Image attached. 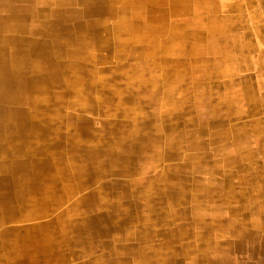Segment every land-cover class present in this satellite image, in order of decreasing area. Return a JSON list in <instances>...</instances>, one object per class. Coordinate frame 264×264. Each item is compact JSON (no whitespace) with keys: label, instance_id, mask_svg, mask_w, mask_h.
<instances>
[{"label":"rangeland","instance_id":"obj_1","mask_svg":"<svg viewBox=\"0 0 264 264\" xmlns=\"http://www.w3.org/2000/svg\"><path fill=\"white\" fill-rule=\"evenodd\" d=\"M236 1L239 0H215L214 2L213 0H202L204 9L201 12L203 13L204 11V13H200L198 17L212 16L215 20L226 22L227 30L223 36L218 37V39L209 36L202 28L201 24H197V27L191 25L195 19L194 17H189L192 22L188 23H186L188 20H185L187 17L181 19L182 27L180 31L178 30L179 38L176 40L173 47L174 49L172 50V52L181 51V55L179 56L180 62L176 66L175 64L168 63L164 72V75L167 77L165 89L169 91L171 86H176L175 94L173 95L172 93L173 88L169 93V98L171 99L170 104L176 105L174 112H172L173 106L168 107L167 105L164 107V105H162L164 102L161 101V97H158V102H154V104L152 100L146 99L149 101V104H147V106H142V102L145 101H142L139 96L142 95V91H145L144 94L150 97L157 94L142 89L139 90L137 94V101L124 105L125 110L128 111V113L124 112V115L122 110L118 112L111 106L112 102L102 104L104 111L100 114L94 112L82 113L95 121L92 125V131L98 132V134L96 135L97 138L91 139L92 142L97 140H112L109 132L104 133L108 128L105 127L106 130L103 132L101 131L102 129H100L101 124H105L104 122L106 121H104L103 118L113 122L117 120V123L121 122L120 124L129 125L131 127L129 130L127 128L115 129L118 131L117 141L122 143L129 141V133L133 131L134 127L130 122L134 124L135 118L141 119V123L143 124L139 126L140 136L144 134L146 136L143 137L141 149L136 155L137 159L136 161H131V166H137L138 170H143L145 167L144 170H146L145 172H147V174H143L142 177L151 180V186L159 188L164 186V180L162 179L164 167L170 166L173 175L177 172L174 170L176 169V165H178L177 163H179V165L182 164V179L178 181L177 178H171V180H173L172 184H176V182L179 185L183 184L181 187H186L187 190H185V196L180 206L178 205L176 208H170L169 199H162L157 193H150V208H140L130 211V213H132V218L128 220L127 223L120 224L116 228L110 229L107 235L101 238L102 243L107 244L106 247L100 245L89 255H78L72 258L68 257L62 264H112L109 261H107V263L104 259L110 261L123 259V246H127L129 250L133 252L128 253V256L124 258L131 264H135L137 260L135 259L137 255L134 253L137 246L145 247L148 258L154 261L162 259L165 253H169L173 255H171L173 258L175 256V259H177L180 264H198L200 261V252L197 242L201 240H197V237H200L203 233L212 235V237L216 239V243L213 246H216L218 242H223L226 238L231 239L230 232L228 233L225 229V222H232L233 219L240 220L239 218L241 215H237V212L232 213L228 211L225 204L228 200L235 205L239 204L235 206L237 208H240L242 202L248 205L249 200L244 201V199L249 197L248 199L255 200L253 194H257V191L248 193L249 196L245 194V198H241L240 200L239 197L244 195L243 191H245V187L252 188L253 191L258 185L254 184L255 181H251L254 177L250 176L247 168L245 172L241 174L236 171V164L225 165L223 154L218 150L221 143L217 137L212 134L216 135V132L218 134L229 132L224 142L231 149V157L243 159L246 153L252 151L258 160L255 162L256 166H254L264 169V146H258L255 136V133L259 132L258 129L264 130V85L260 84V77L264 75V23L260 22V20L264 22V5H260L259 0H247L249 5L246 6L244 4L245 2L240 0L242 5L239 6L235 5ZM107 3L109 4V1ZM162 4L163 2L159 5L161 8L163 7ZM213 6L217 7L216 11L213 9ZM77 8H79V6H77ZM161 8L159 7V9ZM187 16H189V14ZM176 18L177 20L180 19V17L176 16L172 17L171 21L176 20ZM103 19H105V24L108 27L114 26V19L111 15H103ZM174 33L176 34V31ZM234 37L238 40V42H235L238 43L239 46L235 49L229 44L230 40ZM112 38L117 37L112 36ZM102 40H105V38ZM218 41L224 51L230 52L229 55H224L222 52L215 51V49L210 47L211 42ZM142 45L144 44H135V46L140 47ZM109 46H115L112 39L109 40L107 47ZM142 50V48L139 49L141 52ZM260 50H263V52H260ZM115 51L116 49L112 47L107 49L104 47L102 49L97 48L94 50V54H96L95 60H93V62L82 63L84 68L89 71V75L98 76V82H101L99 77L108 78V80H106V92L125 90L132 84L129 79L120 76L122 72L124 74L128 69H123L121 65L116 64L117 53H115ZM260 59H262L261 62ZM219 61L221 62L219 63ZM130 64H133V61H131ZM177 68L180 71H178V74L176 71ZM142 71L147 73V71ZM136 73L141 74L142 72L138 69ZM155 74H159V71L156 70ZM109 75H116L119 77L110 80L111 78ZM127 75H129L128 72ZM177 76H179V78L176 79ZM244 87L249 88V91L248 89L246 90L251 100L246 101L242 98ZM94 89L95 92L96 90L97 92L104 91L103 89L101 90V87H96ZM93 95L97 97L96 93H93ZM93 95L92 97L96 98ZM68 98H70L69 100L73 99L72 97H67L65 100ZM138 106L141 107L137 108ZM60 107L64 108V104L60 105ZM151 112L154 113V116L149 114ZM168 112L172 114V117L169 118L166 123L175 127L168 135L172 136V139H176L178 136L185 138L182 140L186 143L182 142L183 147L180 151L175 150L179 154H177L178 157L188 155V158L185 162L182 161V163H180V159L177 157L175 159L174 157V159L165 160V162L163 161L161 164L162 160L156 156V152L164 146L162 137L166 135L168 130L166 128L164 134L161 128L156 125L158 121L157 113L164 118L168 115L166 114ZM177 116L180 117L179 121ZM150 123H155V126L152 127V131L147 130ZM58 131L62 135L72 132L64 126H60ZM233 133L243 135L245 141V143H241L242 145L240 146L244 148L234 152L232 150ZM160 138H162V140H160ZM179 139L180 138H178V140ZM95 143L96 142L91 144ZM189 143L196 145L197 149H190ZM62 144L65 145L63 142ZM195 152L202 155L204 158L196 160L190 159V154ZM202 168L204 171L208 170L207 172H210L213 170L216 173L229 170V172L234 175L224 178L216 174L214 177L221 182L218 183L220 185H210L208 175L202 172ZM137 176L138 174L135 173L125 174L118 179L122 184L130 185V183L139 179ZM240 178H242L241 181H239ZM144 179L143 185L150 183H145ZM227 179L232 183L231 187L225 185L224 187L222 185L224 184L223 181L225 182ZM113 180L111 176L102 179V181L106 183H110ZM143 185H139L137 188L140 190L143 188ZM96 188L97 185L90 186L86 189V192ZM106 192H108L107 201L111 205L118 204L119 207L116 210H111L109 206L105 205L100 211L103 213L111 212L112 215H114L113 219L115 222H120L121 217L124 216V214L126 215L129 210L127 208V202L128 200H133L134 196L136 201L141 204L145 203V191H142V193L134 191V196H131L128 200L121 199V190L119 189L111 191L113 193L109 191ZM229 198L233 199L229 200ZM208 204H215V206H208ZM176 211H179V213L181 212L182 215H176ZM242 211L248 212L247 209H243ZM148 215L150 221L144 222L143 219ZM164 215H169L170 219H180L177 222L179 224L165 221L166 217ZM196 218L200 221L199 224L193 222ZM211 218H215V221H211ZM102 228H107V225H102ZM137 232L146 234L145 241H138L133 237ZM170 232H174V238L170 236ZM181 234L183 238H177ZM120 236H122L123 239L117 240ZM206 242L203 240V242L200 243L207 246L205 245L207 244ZM108 243L114 244V248H116V250L118 249L117 256L113 254ZM51 244L57 245V248L54 247L50 254L41 255L40 257H44L43 262L49 259L54 264L58 256V254H56L57 250L61 251L64 247L55 241H52ZM222 248H224L223 243L220 245L219 249L221 250ZM172 251L174 253H172ZM216 256L217 255L209 257L213 259ZM24 263L30 264V262ZM140 264L145 263L141 261Z\"/></svg>","mask_w":264,"mask_h":264},{"label":"crops","instance_id":"obj_2","mask_svg":"<svg viewBox=\"0 0 264 264\" xmlns=\"http://www.w3.org/2000/svg\"><path fill=\"white\" fill-rule=\"evenodd\" d=\"M56 1H58V4L62 6L61 8L60 6L57 7L56 5L55 7L54 6L51 7L48 1H39V3L37 4V1H28V0H0V132H1L0 133V145H1L0 146V183H4V185H2L1 187L2 188L5 187L7 189L5 191L0 192V196H4V197H10V196H19V197L24 196L25 197L27 195L35 196L39 194L37 192V190L39 189L38 187L41 186L43 182H48L50 180L57 181L58 183H56L57 184L56 186H58V188H62V190H64L66 186H70L72 190V183L67 181L68 178L63 175L55 176L54 172H57L59 169H61V171H64L66 169L67 172L68 170L70 171V169L71 171L73 169L80 171V169H82V167L85 165H86L85 171H88L90 169L91 161L87 160L86 157L90 156L89 147L92 141L91 140L92 137L89 132L92 131V128H93L92 125L94 124L95 121L92 118L86 115H83L82 113L94 112V113L100 114L97 110L95 109L92 110L90 108L88 101L92 99L102 101L103 104L111 101L110 98L108 99L106 95L102 96L101 98H98V97L93 98L90 95H88V93L92 90V88L93 89L96 88L97 86L96 83L98 82L97 81L98 76L89 75L88 74L89 71H87L82 65V63L91 62L89 58L91 54V46L89 45L88 42H90L89 38H91V35L94 32H90L88 31V29H85V23H87V21L89 22L88 19H90V15L86 14L87 13L86 10H87V6H89V2H91L92 0H56ZM214 1L215 0H213V2ZM243 1L245 2L244 4L246 6L249 5L248 4L249 2L247 0H243ZM159 2L160 3L163 2L162 4L163 7L161 9H159V7H161L159 6L160 5ZM137 4L138 6H141L142 8L144 7L142 11L147 12V13H152V18H154L155 15L159 16L160 11L165 10L166 18H165L163 27H165L166 30L159 38L162 37V39L164 40V44H166L167 47L164 46L163 49H157L155 51L152 47H150V44H148L149 41H147L146 39H142V41L140 42L143 43L144 45H142L141 47L135 46L136 43H140L137 41L135 43H128L126 47L118 46V44H115V46H109V48L111 47L115 49L117 48L115 53L119 54L120 56L122 55L123 57L121 56V58H123L125 61H128V63H125L124 65L123 64H120V65L123 67V69L128 68L126 72H128L130 78L136 77V79H134L133 82L132 81L131 82L133 84H137V83L141 84V86L144 87L142 88L143 90L145 89L149 90L148 88L152 84V81H151L152 78L151 79L143 78L145 80H142L141 82L138 79L140 78V75L148 76V77L152 76L153 73H150V72H153V70H151L152 69L151 67L154 68V63H150L149 65L138 64L137 63L138 58H141L144 60L145 54L149 55L150 52H153V51H155L157 54L160 53V56L158 55V59L160 58V59H163V61H165L163 65L164 70L159 69L160 66L156 67V69L158 68L157 71H159L160 74H156L158 76H157V79L154 81L158 83L160 82V84L158 85L159 87L161 86L160 90H163L166 92L167 90L165 89V84L167 81V77L162 74H164L168 63L175 64L176 66L180 62V61L170 60L171 58L170 52H172L170 51V47H171L170 43H173V45H175V42H176V40L172 42V37L176 38L179 36L178 33L176 34L174 33L175 31L171 33V26H170L171 10L177 11L175 16L173 17H176V16L180 17V19H178L177 21L178 23L177 29L179 31L181 30V27H182L181 19L184 18L185 16L187 17L188 14L189 16L185 19V20H188L186 23L192 22V20H190L189 17H194L195 19L191 25H193L194 27H197L199 24H201L202 28L211 37H216L218 39V37L223 36V34L227 30V27L225 24L226 22L215 20L212 16L202 17V18L198 17V15L200 16V13H202L201 11L204 9L202 0H178V1L159 0L158 3L152 2L150 0H143V1H137ZM259 4L264 5V0H259ZM235 5L241 6L242 4L239 0L235 2ZM77 6H79V8H77ZM33 7H35V9L32 11L31 9ZM213 9L216 11L217 7L213 6ZM109 10L110 9L108 7L106 8L102 7L96 11V14H94L95 18H93V20H95V22L99 24L97 27L99 31H102L104 27H108L105 24V19H103V15H106V14L111 15L114 19V23H113L114 26L116 25L115 23H117L119 19H120L119 21L128 19L129 14H126L127 17H125V19L121 17L117 18V15L113 16L112 13L111 14L108 13L107 11ZM165 12H164V17H165ZM31 13H33V15ZM140 20L142 22L138 23V26L142 28L141 35H146L147 29H151L150 33H152L154 25L153 23H151L149 18H147L145 14H142ZM146 22L148 25L146 24ZM260 22L264 23L263 20H260ZM60 25L62 26V28H60ZM75 25L77 26L75 27ZM7 26L9 28H7ZM68 26L73 27V29H71L72 30L71 33L68 32L69 29L67 31H64L68 28ZM81 26H83L84 29L82 28L81 30L79 28ZM173 28H176L175 25L173 26ZM63 32H66L67 35H64ZM110 32L111 31H109V33ZM128 32H127L128 34H125L126 37H128V35H131L129 30ZM109 35L117 37L120 34L115 32L113 34L110 33ZM69 36L70 38L68 41L66 39H68ZM101 36L106 39L108 35H101ZM143 37H146V36H143ZM235 41L238 42V40L235 39L234 37L229 42V44L232 45L234 49L239 47L238 43H236ZM107 43H109V40ZM210 44H211L210 47L215 49V51H220L224 55L230 54V52L228 51L226 52L224 51V49H222L219 41L211 42ZM81 45H83V48H80ZM36 46H38V48L35 49ZM140 48L143 49L142 53L141 51H139ZM261 51L263 52V50H260V52ZM9 52H12V53H9ZM166 52H168V54H166L165 57H163L162 53H166ZM174 52L178 56L181 55L180 54L181 51H174ZM73 53L77 55L78 57L75 56ZM131 55L132 57H130ZM131 61H133V64H130ZM261 61L262 59H260V62ZM220 62L221 61H219V63ZM138 69L141 70L142 72L141 74L135 73L136 70ZM142 70L147 71V73L148 72L149 73L148 74L144 73ZM177 70L179 71L178 68ZM131 71H134V73H132ZM109 76L111 78L110 80L116 79V77L113 78L112 75H109ZM24 78L26 81L24 80ZM99 78L102 79L99 84H101L102 87L105 88L107 86L106 80H108V78L107 77H99ZM177 78L179 77H176V79ZM260 84L264 85V75L260 77ZM37 86L39 87L35 88ZM247 87H244L243 89L244 93H242L243 95L242 98H244L246 101L251 100L247 95L249 91V88ZM172 88H173L172 93L174 95L176 86H172ZM246 89H248V91ZM29 90L30 91L32 90L31 93ZM118 91L128 93L132 91V87H127L125 90H118ZM144 92L145 91H142L141 92L142 95H139L142 101L149 99V100H152L154 104V102H158L157 98L161 97V101L165 103L163 104L164 107L167 105L168 107L173 106L172 112H174L176 105L170 104L171 99L169 100L168 98H165L164 95H160V94L150 97V96L145 95ZM59 93H62L63 97ZM67 97H72L73 99L71 98L72 100H68L70 99L68 98L67 100H65V98ZM124 97L122 100L137 101L138 99V95L133 96L132 98H128L127 96H124ZM263 101H264V96H263ZM63 104H64V108H61L60 105H63ZM102 111H104L103 106H102ZM149 114H151V116H154L153 112ZM166 114L169 115V112ZM60 126H64L66 129L72 132L67 133L66 135H62L58 131V128ZM75 126L78 129V134H77L78 136L75 135ZM258 131L259 132L255 133L256 142L258 143V146L259 145L264 146V138H263L264 130L258 129ZM79 133L83 135H80ZM224 134L225 132L220 133L221 136ZM228 134L229 132L226 133L227 136ZM227 136L221 137V138L225 141ZM216 137H218L217 132H216ZM232 137H233L232 138L233 139V146H232L233 152L238 149L244 148V147L240 148V146L242 145L241 143H245L243 135L239 133H236V134L233 133ZM95 138L97 137L96 136L93 137V139ZM35 139L37 141H35ZM66 141H68L69 144ZM62 142L64 144L67 143L65 144L66 146L63 145ZM238 143L240 144L238 145ZM223 144L226 145L225 142H223ZM180 146H182V144L179 145L178 147ZM226 146H227V149H225V151L222 152L225 165L227 166L228 164L230 165L236 164L235 165L236 171L241 174H243L247 168V171H249L250 176L254 177L252 178L251 181L252 182L255 181L254 184L258 185L257 188L255 189L253 188L254 189L253 191H252V188L250 189L244 186L247 189V191L246 189L245 191H243L244 195H241V197H239V200L241 198H245V194H247L246 196H249L248 193H252L254 191H257V194L256 193L253 194L254 196L253 198L255 200H250L248 199L249 197H246L244 201L249 200L248 205L247 203L242 202L240 205V208L235 207V206H238L239 204L235 205L231 201L230 203L227 200V202L231 204L230 209L228 208L229 207L227 205L228 203L225 204L226 207L228 208V211L232 213L237 212L236 214L241 215L243 218L241 221L237 222V224L235 225L229 221L225 222V229L228 231V233L230 232L231 239L226 238L228 240H223V242H218L216 246H213L216 243V240L215 238L212 237V235H209L207 233L206 234L203 233L201 235L203 236V239L202 240L200 239L201 240L200 242L202 243L203 240L205 242L207 241L206 242L207 244H205L207 246H204V244L197 242V245L199 247V252H200L199 256L201 255L200 264H208L210 260L213 261V260L221 259V258L223 260L225 259L227 260L228 259L226 258L227 256L219 255L218 251L226 252V250L228 249V244H229L228 242L230 240H235V235L238 234L239 231L243 230L244 231L243 235H244L245 230H251V229L259 230L260 225H261V223L259 222L260 221L262 222V216H256L257 213H253V215H251L250 211L251 209L253 210L255 209V211L258 210L261 213L262 211H264V192H263L264 191V169L255 167L256 166L255 162H257L258 160H257V157L254 156V153L252 151H250L249 153H246L243 159H239V158L235 159L231 157L230 147H228V145ZM258 152H259V149H258ZM196 155L198 157L202 156L200 154H196ZM186 159L187 158L184 157L182 161L185 162ZM190 159L196 160V158H190ZM198 159H201V158H198ZM97 160L98 161L103 160L101 162L104 165L105 164L104 161L107 162L109 160V157L102 158L101 160L99 159ZM182 161L180 163H182ZM96 163L97 161L96 162L94 161L92 165L95 166L94 164ZM251 167L256 168V169H252ZM43 172H46V173L44 174ZM218 175L226 178L228 176H233L234 174L229 172V170L227 171L224 170L220 172V174ZM102 178L103 177H100L99 181H101ZM241 179L242 178H240L239 181H241ZM29 180L34 181L36 183L31 186L32 192L30 189L29 190L30 192L27 193V187L29 186L27 182ZM87 180H88V184H86L85 188H83V192L86 193L85 195L90 194L94 196L97 194L98 197L100 196L104 197L106 195V190L103 188L104 186L102 185V183L99 185L90 184L89 177H85L83 179L84 182H86ZM5 181L6 182L10 181L9 187L6 186ZM11 181H17L18 183H16L15 186L14 185L12 186ZM211 182L212 183H210V185L215 184L216 186H219L220 184L218 183H221L219 182V180H216L215 177L213 181ZM223 183H224L222 184L223 186L224 185L227 187L232 186V183H230L228 179H227V182L223 181ZM96 185L97 187H99V189L96 188L94 189V191L89 190L88 192H86L87 188H89L90 186H96ZM62 190H60L57 193L63 194ZM91 192H94V194H92ZM71 194L73 197L79 195L78 192H73V191H71ZM233 194L236 195L235 193ZM158 195L160 196V198L162 199L165 198L168 200V198H166V195L163 192L158 193ZM179 196L184 197L185 194L179 193ZM230 199H233V198H229V200ZM208 206L214 207L215 204L213 205L208 204ZM143 207H144L143 204H141L138 208H135V210L143 208ZM176 207H178V205H175V208ZM102 208L103 207H100V209ZM100 209L98 212H101ZM114 209L116 210L118 208H114ZM243 209L244 210L247 209L248 212L246 213L242 211ZM14 210L18 211L19 214H26L28 212L27 208L24 206L14 209ZM92 210L93 209H88V214H91V215L95 214L96 210L95 211L93 210V212H91ZM241 216L239 219H241ZM256 217L260 218L259 219L260 221L256 222L259 225H256V223H254L256 225L255 226L254 224L250 222V218L252 219ZM104 224L107 225L106 223H100L98 227H91L93 230L92 233L96 235L97 231H100L101 229H105V228H102V225ZM120 224H123V223L119 222L117 226H119ZM11 225H16V224L14 223L12 224L8 222V220L6 219L4 222L0 223V228L11 226ZM140 235L142 236V241H145L146 234L140 233ZM240 235H241V232H240ZM177 238H183V235L181 234ZM207 239H212V240L209 241ZM87 243L89 245L90 241L88 242L87 240ZM222 243H223L224 248L220 250L219 248ZM105 245L107 244L105 243ZM95 249L96 248L94 247L93 250ZM137 249H138V246L135 249L136 251L135 253L137 255L135 259H138L136 261L140 262L141 258L139 257L137 253ZM143 250H144V253H143L144 255L142 254V261H144L145 264H168L169 262H171L169 264H177L178 260L175 259V256L174 258L173 257L171 258L170 257L171 254L167 255L165 253L162 257L163 260L157 259V261H154L148 258L145 252V247ZM124 254H122L123 258L128 256V253H126L125 256ZM213 255H217V256L213 259L209 257ZM263 257H264V254H263ZM37 259H39L40 264H42V262L44 261V257H39ZM56 259H58V257ZM166 260L167 262H165ZM126 261L128 262V260ZM178 264L180 263L178 262Z\"/></svg>","mask_w":264,"mask_h":264},{"label":"bare ground","instance_id":"obj_3","mask_svg":"<svg viewBox=\"0 0 264 264\" xmlns=\"http://www.w3.org/2000/svg\"><path fill=\"white\" fill-rule=\"evenodd\" d=\"M28 1H37V4L39 3V1H48V3H50L51 7L52 6L55 7V5L57 7L60 6V8L62 7L61 5L58 4V1H56V0H28ZM108 1H109V4L107 3ZM137 1H143V0H92L91 2H89V6H87V10H86L87 13L86 14L90 15L91 20L88 19L89 22L87 21V23H85V29H88V31H90V32H94L91 35V38H89L90 42H88L89 45L91 46V54H90V56L88 55L91 62H93V60L95 59L96 54H94V50L97 48L102 49L103 47L106 49L109 48V47H107L108 46L107 42L110 39L113 40L114 44H118V46H123V47H126L128 43H135L137 41L140 42V41H142V39H146L147 41H149L148 44H150V47H152L155 51L157 49H163V47L166 46V44H164V40L162 39V37L159 38L164 33V31L166 30L165 27H163L164 21L166 18L165 10L160 11L159 16L155 15V17L152 18V13H147V12L142 11L144 7L142 8L141 6H138ZM150 1L158 3L159 0H150ZM176 1H178V0H176ZM183 2H185V1H183ZM42 3H44V2H42ZM166 3H167V1H166ZM102 7L103 8L108 7L110 10L107 12L110 14L112 13L113 16L117 15V18L121 17V18L125 19V17H127L126 14H129L128 19H125L123 21H119L120 20L119 19L115 26L104 27L102 31H99L97 28L99 24H97V22H95V20H93V18H95L94 14H96V11ZM34 9H35V7H33L31 10L33 11ZM83 10H85V9H83ZM164 12H165V17H164ZM176 12L177 11L171 10V12H170L171 18L173 16H175ZM31 14L33 15V13H31ZM142 14H145L146 17L149 18L151 23H153L154 26H153V32L152 33H150V29H147L146 30L147 34L141 35L142 28L140 26H138V23L142 22L140 20ZM97 17H99V16H97ZM83 18H85V17H83ZM171 18H170L171 33H173V31H176V33H178V29H177L178 28V23H177L178 20L176 19V20L171 21ZM146 24H147V22H146ZM77 25H78V23H77ZM77 25H75V27ZM174 25L176 28H173ZM7 28H9V27L7 26ZM60 28H62L61 25H60ZM79 28L82 30L83 26H81ZM71 29H73V27L68 26V28L64 31L68 30V32L71 33V31H72ZM128 30L130 31L131 35H128V37H126L125 34L129 33ZM109 31H111L110 32L111 34H112V32L113 33L117 32L120 35L117 36L118 38H112V36L109 35L110 34ZM11 33H12V31H11ZM63 33H64V35H67L66 32H63ZM102 33H104V34H102ZM101 35H108V36L105 40H102L103 37ZM49 36H50V34H49ZM143 36H146V37H143ZM69 38H70V36L68 37V39H66V38L65 39L69 41ZM178 38L179 37H176V38L172 37V42H174ZM169 40H170V38H169ZM170 44H171L170 51H172L174 49L173 48L174 45H173V43H170ZM9 46H10V44H9ZM116 47H117V45H116ZM36 48H38V46H36L35 49ZM80 48H83V45H81ZM1 49H2V47H1ZM35 49H34V51H35ZM155 51L150 52L149 55L145 54L144 60L137 57L138 58L137 59L138 64L149 65L150 63H154V68L151 67L152 68L151 70H153V72H150V73H153L152 76L149 75L150 77H148V76L140 75V78L138 80L141 82L142 80L152 78L151 79L152 84L149 86L148 91L154 92L155 94L159 93L160 95H164L165 98H168L170 100L169 93L172 89V86H171L170 90L166 92V91L160 90L161 86L160 87L158 86L160 84V82L158 83V82L154 81L157 79V76H158L155 74L156 70L158 69V68L156 69V67L160 66L159 69L164 70L163 65L165 62V61H163V59H160V58L158 59V55L160 56V53L157 54ZM9 53H12V52H9ZM170 53H171L170 54V56H171L170 60L171 61L172 60L179 61L180 58L178 55L175 54V52H170ZM166 54H168V52L162 53L163 57H165ZM116 55H115L116 56V64H118V65L123 64L124 65L125 63H128V61H125L123 58H121L122 55L121 56L119 54H116ZM75 56H77V55H75ZM86 56H85V58H86ZM130 57H132V55ZM143 61H145V62H143ZM176 71L178 74V70H176ZM131 72L134 73V71H131ZM162 75H164V74H162ZM120 76L129 79L130 82L131 81L133 82V80L136 79V77L130 78V76L127 75V72H125L124 74L122 72ZM112 77L117 78L119 76L112 75ZM159 77H160V75H159ZM177 77H179V76H177ZM143 78H145V79H143ZM24 80H25V78H24ZM99 80H102V79H99ZM99 83L100 82L96 83L97 84L96 87H101V90L103 89L104 91L97 92V90H96V92H95L94 91L95 89L92 88V90L88 93V95H90L92 97L93 93H96L98 98H101L102 96L106 95L108 97V99L110 98V100H111L110 102H112L111 106L118 112H120V110H122L123 115H124V112L128 113V111L125 110L124 105L128 104V103H133L132 100H122L123 97L127 96L128 98H132L133 96H137L139 90H142V88H144L143 86H141V84H138V83L133 84L132 83L129 86V87H132V91H130L128 93H124L122 91H114V92L109 91L110 92L109 93V92L105 91L107 86L106 87L104 86L105 88H103L102 85ZM38 87L39 86H37L35 88H38ZM145 90H147V89H145ZM31 91H30V93H31ZM59 94L62 95V97H63L62 93H59ZM59 94H57V95H59ZM126 94H128V95H126ZM93 96H95V95H93ZM65 97H66V95H65ZM61 102H63V101H61ZM88 102H89L90 108L92 110L95 109L99 113L102 112V106H103L102 101L92 99ZM139 104H140V101H139ZM147 104H149V101L145 100L144 102H142L141 105L147 106ZM163 104H165V103H163ZM140 107L141 106H138L137 108H140ZM126 108H127V106H126ZM171 117H172V114H169V115L165 116L164 118H162L160 116V114L157 113L158 121H157L156 125L161 128V130L164 132V134L166 132V128L168 129L166 132V135H163V137H162L163 141H164V146L156 152V156H158V158H160L162 160L161 164L163 163V161L165 162V160L174 159V157H175V159H176V157L178 159H180V162L182 161V159L184 157L188 158V155L184 156V157H178L177 156L178 153L175 151V150L180 151L182 146H180V147H178V146L181 145L182 142L186 143L185 141L182 140L185 138L178 136L176 139H172V136L168 135V133L170 134V131L175 128L173 126H170V124L166 123V121ZM103 120L104 121L106 120V121L104 122L105 124H103V123L101 124L100 129H102L101 131L103 132L106 130V128H108V130H106L104 133L109 132L112 140H110V141L97 140V141H94V142H96L95 144H90V147H89L90 148V150H89L90 156L86 157L87 160L91 161L90 169L88 171H85L86 170V165H85L82 167V169H80V171H77L76 169L75 170L73 169L71 171V169H70V171L68 170V172H67L66 169L64 171H61V169H59L57 172H54L55 176L56 175L57 176H60V175L66 176L68 178L67 181L72 183V190H71L70 186H66V188L64 190H62V188H58V186H56L57 185L56 183H58L57 181L50 180L48 182H43L41 184V186L38 187L39 189L37 190V192L39 194H37L35 196H28V195L25 197L24 196L23 197L0 196V223L4 222L7 219L8 222H10L12 224L13 223L16 224V225H11V226H6L3 228H0V264H25L24 262H30V264H40V261L37 258H39L41 255L43 256V255L50 254V252L53 251L54 247L57 246V245H52L51 244L52 241L60 243V245L62 247H64L63 249H61V251L57 250L56 254H58V256H57L58 259L55 260L54 264H62L63 262L66 261V258H68V257L72 258V257H76L78 255H82V256L88 255L93 251L94 247L97 249V247H99L100 245L105 246V247L107 246V245H105V243H101V238L103 236L107 235V233L109 232L110 229L116 228L119 222H115V220L113 219L114 215H112L111 212H109V213L104 212L103 213V212H98V211H99L100 207H103L105 205L109 206L113 210H115L114 208H118L119 205L118 204H112L111 205L107 201L108 199H107L106 195L108 194V192H106V195L104 197H101V196L98 197L97 194L94 195L95 197L93 195H90V194L85 195L86 193L83 192V188H85L86 184H88V180L86 182L83 181V179L85 177L90 178V182H89L90 184L99 185L102 183V185L104 186L103 188L106 191L111 192V191H116L118 189L121 190V199L128 200L131 196H134L133 195L134 191H139L141 193H142V191H145L146 193L144 192V194L146 195V198H145L146 203H142L144 206L143 208H150V206H148L149 205L148 203L151 200L150 199V193H157L158 194L160 192H163L166 195V198L170 199V202H169L170 208L175 207V205H179L182 202V199L184 197H180L179 193L185 194V192H186L185 190H187V188L181 187V186H183V184L179 185L177 182H176V184H172L173 180H171V178L172 179L177 178L178 181L180 179H182L181 178V173H182L181 169L183 168V166L181 164L179 165V163H177L178 165H176V169H174L177 172H176V174H173V175H172L173 171H171L170 166L165 165L166 167H164L163 178H162L164 180V184H163L164 186L159 187V188L151 186L152 181L144 179L142 177L143 174H147V172H145L146 170H144L145 167L143 170H138L137 166L136 167H135V165L131 166V164H130L131 161H136V159H137L136 155H137L138 151H140L141 146H142V139L144 136H146L145 134L140 136L141 134H140L139 126L141 124H143V123H141V119L135 118L134 124L132 122H130L134 128H133L132 133H129L130 134L129 138H128L129 141H126L124 143L117 141L118 131L115 129L127 128L129 130L131 127L129 125L120 124L121 122L117 123L116 122L117 120L115 122L109 121L108 119H104V118H103ZM179 120H180V117H178V121ZM146 124H148V123H146ZM154 126H155V123H150L147 130L152 131V127H154ZM89 133H90L92 138L98 134V132L96 133L94 131H90ZM77 134H78V129L75 126V135H77ZM79 134L83 135L81 133H79ZM212 135L216 136L215 134H212ZM217 136H218L217 139L221 143L220 146L218 147V150L220 153H222L225 151V149H227V146L225 144H223L224 140L221 137H226L227 135L225 133L224 135L221 136L220 134L217 133ZM162 138H160V140H162ZM178 138H180V139L178 140ZM35 141H37V140L35 139ZM66 142H68V141H66ZM94 142L91 141V143H94ZM65 144H67V143H65ZM68 144H69V142H68ZM189 148L196 150L197 146L190 144ZM66 149H68V148H66ZM219 152H217V153H219ZM196 154H198V153L195 152V153L190 154L191 158H196V159L204 158L202 156L198 157ZM154 156H155V154H154ZM106 157H109V160L107 162L104 161L105 164L103 165V163L101 162L103 160H101V159L106 158ZM227 157H228V155H227ZM97 159H99L101 161H98ZM193 160H195V159H193ZM94 161L95 162L97 161V163L94 164L95 166L92 165L94 163ZM226 162H228V161H226ZM147 169H149V168H147ZM136 170H138V171H136ZM207 171L208 170L204 171V169L202 168V172L208 175L209 183H212L211 181H213L214 176L216 174L217 175L220 174V172L216 173L213 170L211 172H207ZM250 171H252V170H250ZM43 173L45 174L46 172H43ZM133 173L138 174L137 177H139V179L130 183V185L122 184V182L118 179L119 177L124 176L125 174H133ZM108 176L113 177L114 180L110 183H106L102 180L99 181L100 177L104 178V177H108ZM71 177H72V179H71ZM143 179L145 180V183H147V182H150V183L149 184L147 183V185H143V182H144ZM168 179H169V181H168ZM226 182H227V180H226ZM16 183H18V182L17 181H11L12 186L13 185L15 186ZM27 183L29 184V186L27 187V193H28V192H30L29 190L32 188L31 186L33 184H35L36 182L29 180ZM5 184H6V186L9 187L10 181H8V182L5 181ZM2 185H4V183H0V192L7 190L5 187L2 188L1 187ZM139 185H143L142 186L143 188L140 190L137 188ZM97 189H99V187H97ZM60 190H62L63 194L57 193ZM201 190H205V189H201ZM71 191L78 192L79 195L73 197L71 194ZM31 192H32V189H31ZM91 193L94 194V192H91ZM111 193H113V192H111ZM135 199L136 198L134 196V199L132 201L128 200L127 207L129 210L126 213V215L124 214V216L121 217L120 222L126 223L128 220H130L132 218V213H130V211L135 210V208H138L141 205V204H139L140 202L136 201ZM230 200H232V199H230ZM116 202H118V201H116ZM108 203H109V205H108ZM230 203L227 204L229 206L228 207L229 209L231 208ZM23 206L26 207L28 210V212L26 214H19L18 211L14 210V209H17V208H20ZM88 209H93L94 211L96 210L95 214H93V215L88 214ZM93 210L91 212H93ZM253 213H257L256 216H262V222L259 220L260 218H258V217L252 218V219L250 218V222L252 224L260 221L259 222V223H261L260 229L259 230H257V229L245 230L244 235H243V232H244L243 230L239 231L238 234L235 235V240H230L228 242L229 244H228V249L226 250V252L218 251L219 255H223V256L226 255L227 256L226 258H228V259L223 260L221 258V259H216L213 261L210 260L208 262V264H264V257H263V254H264V217H263L264 211H262V213H261L258 210L255 211V209L254 210L251 209L250 214L253 215ZM176 215L181 216L182 213L181 212L179 213L177 211ZM164 216L166 217L165 221H167L169 223L172 222V223L179 224L177 222L180 219H174V218L170 219L169 215L168 216L164 215ZM242 218L243 217L241 216L240 220L233 219L232 223L235 225V224H237V222L241 221ZM143 220H144V222L150 221L149 215ZM211 221H215V218H211ZM193 222H195L196 224L200 223V221L197 218L194 219ZM100 223H106L107 228L101 229L100 231H97V233L95 235L94 233H92L93 230L91 227H98L100 225ZM256 225H259V224L256 223ZM240 232H241V235H240ZM247 233H249V234H247ZM170 236L172 238H174V236H175L174 232H170ZM133 237L138 241H142V236L138 232L135 235H133ZM205 238H207V237H205ZM208 238H210V237H208ZM119 239H123V237L120 236ZM119 239H117V240H119ZM200 239L202 240L203 236L197 237V240H200ZM87 240H88V242L90 241L89 245L87 243ZM207 240L211 241L212 239H207ZM225 240H228V239H225ZM108 246L110 247L113 254L117 256V254H118L117 250L118 249L116 250V248H114L115 245L114 244H108ZM122 249H123V254L124 253L125 254L126 253H133L129 250V248L127 246H123ZM143 249H144L143 246H141V247L138 246V249H137V253H138L139 257L141 258V261H142V254L144 253ZM63 250H65V251H63ZM119 251H120V249H119ZM135 252L136 251L134 250V253ZM172 253H173V251H172ZM125 254H124V256H125ZM172 256H170V257H172ZM200 257H201V255H200ZM162 260H163V258H162ZM104 261H106V262L109 261L112 264H130V262L128 261L129 262L128 263L124 258L121 259L120 261L119 260L110 261L108 259L107 260L104 259ZM140 262L136 261L135 264H140ZM165 262H167V260ZM169 263H171V262H169ZM200 263H201V261L198 262V264H200ZM42 264H53V263L51 260L48 259L45 262H43ZM177 264H178V261H177Z\"/></svg>","mask_w":264,"mask_h":264}]
</instances>
